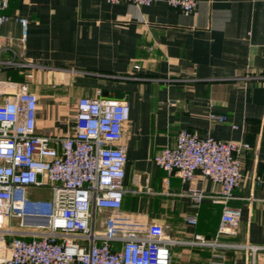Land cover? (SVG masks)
Listing matches in <instances>:
<instances>
[{
	"label": "crops",
	"instance_id": "1",
	"mask_svg": "<svg viewBox=\"0 0 264 264\" xmlns=\"http://www.w3.org/2000/svg\"><path fill=\"white\" fill-rule=\"evenodd\" d=\"M185 14L156 0H8L3 11L28 19L27 37L13 19L1 26L0 79L26 82L39 98L37 132L70 133L79 96L127 99L123 195L118 210L96 213V227L113 216L117 229L142 233L160 224L175 240L217 235L223 203L209 177L182 181L153 161L186 128L249 144L241 152L244 180L230 206L239 207L235 232L222 237L264 247V0H196ZM152 47L151 49H149ZM31 62L22 67L5 63ZM134 65H139L135 69ZM2 98L0 97V100ZM225 116L220 122L209 117ZM192 191L204 197L196 203ZM196 217V223L187 221ZM171 264H207L208 248L177 244ZM258 263L264 249L254 253ZM249 250L229 251L227 264H246Z\"/></svg>",
	"mask_w": 264,
	"mask_h": 264
},
{
	"label": "built area",
	"instance_id": "2",
	"mask_svg": "<svg viewBox=\"0 0 264 264\" xmlns=\"http://www.w3.org/2000/svg\"><path fill=\"white\" fill-rule=\"evenodd\" d=\"M105 1L141 6L156 0ZM166 3L193 14L197 2ZM7 6L8 0H0V29L13 19L19 23L24 41L29 21L4 13ZM5 63L33 66L26 61ZM0 97V264H171V251L177 244L208 248L207 264H227L228 252L241 249L253 253L246 264H264V257L258 263L254 257L263 246L236 244L222 237L235 232L241 215L240 208L229 202L244 180L241 152L249 144L183 128L174 145L165 146L153 157L166 173L165 183L172 175L186 181L200 173L219 185L214 197L224 206L213 239L197 233L190 240H175L157 223L142 233H126L117 229L113 216H105L99 230L96 213L118 210L127 191L122 138L129 121L128 100L104 97L99 91L95 96H79L72 131L45 135L37 132L39 98L26 82L0 79ZM209 117L225 121L223 114L212 110ZM42 187L50 189V199L35 197L34 191ZM191 197L198 204L204 195L192 191ZM187 221L194 224L196 217Z\"/></svg>",
	"mask_w": 264,
	"mask_h": 264
},
{
	"label": "rangeland",
	"instance_id": "3",
	"mask_svg": "<svg viewBox=\"0 0 264 264\" xmlns=\"http://www.w3.org/2000/svg\"><path fill=\"white\" fill-rule=\"evenodd\" d=\"M33 190L34 189H31V192ZM34 193L37 199H50V189L48 187L37 188Z\"/></svg>",
	"mask_w": 264,
	"mask_h": 264
}]
</instances>
